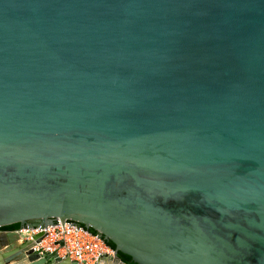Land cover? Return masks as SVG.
I'll return each mask as SVG.
<instances>
[{
  "label": "water",
  "instance_id": "95a60500",
  "mask_svg": "<svg viewBox=\"0 0 264 264\" xmlns=\"http://www.w3.org/2000/svg\"><path fill=\"white\" fill-rule=\"evenodd\" d=\"M57 219L264 264V0H0V264H78L2 229Z\"/></svg>",
  "mask_w": 264,
  "mask_h": 264
},
{
  "label": "built area",
  "instance_id": "2783aa9c",
  "mask_svg": "<svg viewBox=\"0 0 264 264\" xmlns=\"http://www.w3.org/2000/svg\"><path fill=\"white\" fill-rule=\"evenodd\" d=\"M23 239H29L34 234L45 232L43 240L37 244L46 251L58 250L61 255H69L78 264H99L107 255H114L115 250L105 238L90 231L87 227L72 220L57 219L47 227H21L17 229ZM64 241V245H60Z\"/></svg>",
  "mask_w": 264,
  "mask_h": 264
},
{
  "label": "trees",
  "instance_id": "16d2710c",
  "mask_svg": "<svg viewBox=\"0 0 264 264\" xmlns=\"http://www.w3.org/2000/svg\"><path fill=\"white\" fill-rule=\"evenodd\" d=\"M21 226H22V225H21L20 223H13V224H10V225L3 226L2 229H5V230H6V229H18V228H20ZM83 226L87 227L90 231H92V232H94V233H97V231H96L94 228H92V227H88V226H86V225H83ZM103 237H104V236H103ZM104 238H105L106 242H107L112 248L115 249V247H116L115 243H114L112 240H110L109 238H106V237H104ZM119 255L122 257L123 260H125V261L128 262L129 264H138V263H136V262H134V261L132 260V257H131L130 255L124 254V253H122V252H119Z\"/></svg>",
  "mask_w": 264,
  "mask_h": 264
},
{
  "label": "crops",
  "instance_id": "0c3cea01",
  "mask_svg": "<svg viewBox=\"0 0 264 264\" xmlns=\"http://www.w3.org/2000/svg\"><path fill=\"white\" fill-rule=\"evenodd\" d=\"M113 256H106L104 259H101L99 264H120L119 262L115 261L114 258H112ZM13 262H11L12 264Z\"/></svg>",
  "mask_w": 264,
  "mask_h": 264
}]
</instances>
